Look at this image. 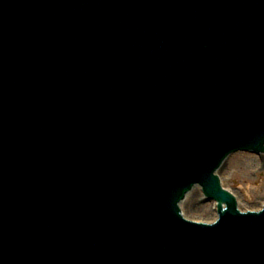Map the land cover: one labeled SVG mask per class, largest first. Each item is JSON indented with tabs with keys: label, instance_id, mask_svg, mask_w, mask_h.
<instances>
[{
	"label": "water",
	"instance_id": "95a60500",
	"mask_svg": "<svg viewBox=\"0 0 264 264\" xmlns=\"http://www.w3.org/2000/svg\"><path fill=\"white\" fill-rule=\"evenodd\" d=\"M4 1L0 18L52 32L0 42L1 63L32 54L24 74L38 80L0 72V137L21 128L29 155L0 141V264H248L262 251L264 212L242 213L215 169L235 147L264 149V0H215L203 18L204 0ZM217 172L244 210L264 204V153ZM196 183L219 202L216 224L180 213ZM203 198L195 186L183 212L213 221Z\"/></svg>",
	"mask_w": 264,
	"mask_h": 264
}]
</instances>
